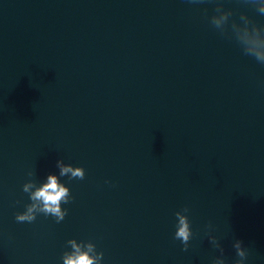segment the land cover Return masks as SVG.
<instances>
[{
  "label": "water",
  "instance_id": "95a60500",
  "mask_svg": "<svg viewBox=\"0 0 264 264\" xmlns=\"http://www.w3.org/2000/svg\"><path fill=\"white\" fill-rule=\"evenodd\" d=\"M242 14L264 29L245 0H0V264H63L69 240L101 264H237L239 240L264 264V65L231 33ZM50 174L64 220L17 222Z\"/></svg>",
  "mask_w": 264,
  "mask_h": 264
},
{
  "label": "clouds",
  "instance_id": "9594fccd",
  "mask_svg": "<svg viewBox=\"0 0 264 264\" xmlns=\"http://www.w3.org/2000/svg\"><path fill=\"white\" fill-rule=\"evenodd\" d=\"M188 2L195 4L203 3L204 0H188ZM245 2L255 5L256 10L260 14H264V0H245ZM215 11L217 15L211 17L210 23L219 30L222 36L231 38L228 32V24L229 18L233 13L231 11H224L220 6ZM240 20L243 22L242 25L235 22L231 24V33L242 46L244 55L251 56L258 63L264 65V29L252 24L246 15L242 14ZM56 166L59 168L60 177L68 176L69 173L71 174L69 179L83 180L85 177V171L81 167L74 168L71 165H65L61 160L57 161ZM31 175L32 173H29V176ZM33 188H35V191H32ZM23 192L29 195L31 203L26 205V211L23 214L16 215L15 219L17 222L32 223L35 221L38 213L54 217L57 223L64 220L67 215V210H62L61 205L70 203L71 196L69 189L64 184L58 182L56 175H48L47 183L38 188L34 183H25L23 185ZM182 211L183 213H187L189 209L184 208ZM175 216L178 223L176 225L177 231L175 232L174 239L180 240L183 244L182 250L187 251L189 241L192 238L190 222L188 217L181 212L175 213ZM209 239L215 247L220 249L221 255H223V249L220 248L216 238L210 236ZM67 243L72 246V251L63 254V264H101L103 253H98L94 244L82 242L81 245H78L75 240H69ZM242 243V241L237 240L233 245L237 256L240 258L237 264H243L247 258V253L242 248ZM214 264H225V262L223 259L217 258Z\"/></svg>",
  "mask_w": 264,
  "mask_h": 264
}]
</instances>
